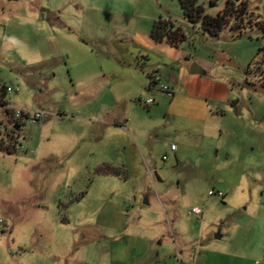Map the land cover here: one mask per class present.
Returning <instances> with one entry per match:
<instances>
[{
    "label": "rangeland",
    "instance_id": "obj_1",
    "mask_svg": "<svg viewBox=\"0 0 264 264\" xmlns=\"http://www.w3.org/2000/svg\"><path fill=\"white\" fill-rule=\"evenodd\" d=\"M247 1L241 34L225 41L187 22L178 0H0L8 105L47 113L23 119L11 141L22 149L0 152V264H264V0ZM198 4L216 16L225 0ZM168 16L234 102L205 144L158 124L133 149L123 118L147 108L111 104L94 79L130 63L136 35Z\"/></svg>",
    "mask_w": 264,
    "mask_h": 264
},
{
    "label": "crops",
    "instance_id": "obj_2",
    "mask_svg": "<svg viewBox=\"0 0 264 264\" xmlns=\"http://www.w3.org/2000/svg\"><path fill=\"white\" fill-rule=\"evenodd\" d=\"M132 44L137 50L134 54L136 57L131 58L130 63L124 68L114 67L110 69L111 72H105L100 78L97 76L94 79V84L102 85L108 92L111 104L127 100L131 103L139 97L144 98L143 92H149L150 96L145 97L154 99L153 104L145 105L147 111L144 119H131L129 114L123 118L126 125L122 124V128L127 135L136 138L131 148L136 149L138 146L141 149L144 145L141 141L155 132L158 124L163 130L178 135L182 144L190 141L195 145L205 144L206 138L216 134L217 130L221 131L219 122L225 116V109L234 100L232 85L224 78L210 75L209 72L215 67L213 62L203 59L198 61L183 48V44L178 47L180 51L166 44L164 53L151 56L152 51L161 43L152 40L150 36L136 35ZM192 61L204 69V74L189 73ZM152 73L160 75V83L173 89L171 96L160 91L157 86L148 90ZM111 104L104 109L109 110ZM175 146V151L168 149V157L176 161L180 153L179 146ZM31 152L34 154V151Z\"/></svg>",
    "mask_w": 264,
    "mask_h": 264
},
{
    "label": "trees",
    "instance_id": "obj_3",
    "mask_svg": "<svg viewBox=\"0 0 264 264\" xmlns=\"http://www.w3.org/2000/svg\"><path fill=\"white\" fill-rule=\"evenodd\" d=\"M178 2L182 10L184 19L192 24L199 23L202 31L207 32V34L213 37L215 40L221 38L226 39L225 41L234 40L235 36H239L241 34L240 24L246 22L247 19L245 17L248 11L247 0H225L223 9L216 16H209L205 14L203 7L198 4V0H178ZM225 27H228L232 34L230 36L225 35L224 37H221V31ZM262 27H264V25ZM149 36L156 42H166L167 44L174 47H179L186 41V36L183 32V29L179 25H177L176 22L169 16L166 18H157L153 22ZM155 77L159 78L160 85H164L160 83V75H158L157 73H152L150 74V84L148 86V90L157 86V84L152 81ZM158 89L162 91L159 87ZM165 93L167 94V92ZM6 96V86L0 82V106L4 108L8 105ZM141 99L142 98L139 97L136 99V101L143 103L146 106H149L150 104H153L155 102L152 98V103L145 104L141 101ZM5 112L7 114H10L11 111L10 109L5 108ZM20 127L21 124H18L15 130H11V132L5 134L8 140L0 138V152L3 151L6 153H12L13 151H15L16 142L11 143V141L12 138H15L16 131L20 129ZM106 167L112 169L108 165Z\"/></svg>",
    "mask_w": 264,
    "mask_h": 264
},
{
    "label": "built area",
    "instance_id": "obj_4",
    "mask_svg": "<svg viewBox=\"0 0 264 264\" xmlns=\"http://www.w3.org/2000/svg\"><path fill=\"white\" fill-rule=\"evenodd\" d=\"M152 81H154L162 91L167 92L168 95H171L173 93V89H171L165 85L159 84V78L158 77H155L154 80H152ZM12 91H13V89L11 87L6 86V92L7 93L12 92ZM16 91H18V88H16ZM141 101L144 102L145 104H150L153 102V99L152 98H142ZM5 108L10 109L11 112H10V114H7L5 112L6 120L3 122L0 121V134L2 131H3V133H9V132H11V130H15L18 124L19 125L23 124V119L25 117L29 118V121L31 123H36L37 121L42 120L47 116V113L42 112V111H33L30 113V112L26 111L25 109L11 108V107H9V105H7ZM5 108H4V110H5ZM17 148H20V149L23 148L19 142H16V144H15V150H17ZM175 149H176L175 144H171L170 150L175 151ZM163 158L166 159L167 157L163 156ZM213 194L214 193L212 191H209V195H213ZM218 196L222 197L223 195H222V193H218ZM189 213L200 215V214H202V210L200 208L195 207Z\"/></svg>",
    "mask_w": 264,
    "mask_h": 264
},
{
    "label": "water",
    "instance_id": "obj_5",
    "mask_svg": "<svg viewBox=\"0 0 264 264\" xmlns=\"http://www.w3.org/2000/svg\"><path fill=\"white\" fill-rule=\"evenodd\" d=\"M189 73L190 74H200V75H202V74H204V69L193 62L189 66ZM215 238H217V239L220 238V235L219 234H215Z\"/></svg>",
    "mask_w": 264,
    "mask_h": 264
}]
</instances>
